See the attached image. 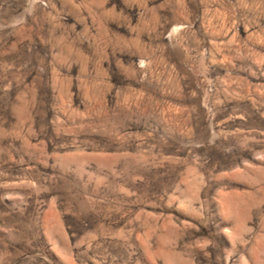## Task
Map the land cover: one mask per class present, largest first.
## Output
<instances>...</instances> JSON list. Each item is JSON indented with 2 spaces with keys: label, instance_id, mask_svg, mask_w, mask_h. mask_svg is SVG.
<instances>
[{
  "label": "rangeland",
  "instance_id": "1",
  "mask_svg": "<svg viewBox=\"0 0 264 264\" xmlns=\"http://www.w3.org/2000/svg\"><path fill=\"white\" fill-rule=\"evenodd\" d=\"M0 264H264V0H0Z\"/></svg>",
  "mask_w": 264,
  "mask_h": 264
}]
</instances>
